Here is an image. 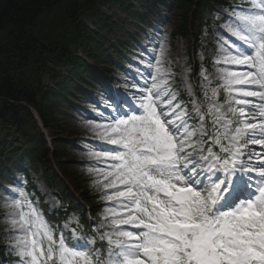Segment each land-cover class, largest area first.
Listing matches in <instances>:
<instances>
[{"label":"snow or ice","instance_id":"snow-or-ice-1","mask_svg":"<svg viewBox=\"0 0 264 264\" xmlns=\"http://www.w3.org/2000/svg\"><path fill=\"white\" fill-rule=\"evenodd\" d=\"M226 11L217 75L200 74L206 105L177 99L155 29L140 50L147 75L125 74L135 91L106 89L82 115L103 142L87 149L108 202L94 235L74 214L52 225L19 184L5 189L15 264H264V0Z\"/></svg>","mask_w":264,"mask_h":264},{"label":"trees","instance_id":"trees-1","mask_svg":"<svg viewBox=\"0 0 264 264\" xmlns=\"http://www.w3.org/2000/svg\"><path fill=\"white\" fill-rule=\"evenodd\" d=\"M126 1L0 0V169L5 170L13 156L23 167L20 172L28 178V169L33 163L46 166L53 154L63 176L82 192L93 208L98 207L100 193L94 182L61 163L67 157L69 146L54 140L50 148L33 112L52 136L62 132L57 119L60 105L54 99L62 89L68 94L72 87L58 83V68H72V81L83 75L88 64L78 56L79 49L89 59H96L104 52L102 36L90 33L84 17L97 20L101 31H112L118 26L100 12L99 5L108 2L124 7ZM178 1L184 14L183 30L193 13L194 0ZM202 1L206 5V0ZM114 54L120 61L124 60L117 51ZM45 75L54 87L44 83ZM0 180H5L2 173ZM17 184L21 186L22 183ZM22 188L31 194L34 203L44 208L32 184ZM69 208L64 214L49 211L43 214L52 225L74 214L79 219L81 231L88 232L80 211L73 205ZM5 245L6 241L0 237V264H15L17 257L12 251L8 252Z\"/></svg>","mask_w":264,"mask_h":264},{"label":"rangeland","instance_id":"rangeland-1","mask_svg":"<svg viewBox=\"0 0 264 264\" xmlns=\"http://www.w3.org/2000/svg\"><path fill=\"white\" fill-rule=\"evenodd\" d=\"M128 6H132L134 10L133 14L126 11ZM100 10L119 25V28L113 30L111 33H103L106 37L104 41L107 44L106 48L108 49L111 45H124L125 52L123 55L127 58L126 64H120L115 57H111V54L106 53L105 56L98 55L96 63L89 60L93 67V71L96 74L103 75L104 79H106V84L110 85V89L120 92L127 91L128 93L135 91V89L130 87L127 89L125 88L124 82L127 79L125 74L128 76H135L139 70L147 75V69L144 67L140 58L141 46H147L146 34H148V36H155L156 32L154 30L159 29L162 33L161 40L165 47L164 64L171 69V86L176 92L177 99L181 101L182 106L187 107L189 112L192 111L191 101L193 98H199V100L206 105L207 101H205L203 97L202 84L207 82L203 80L200 74L203 68L210 76L217 75V66L214 65V59L218 49L216 42L217 28L215 27V23L219 28L221 27L220 21L222 18L220 16L211 17L206 14V19L211 20L212 28H202V36H200V42L197 44L200 49L192 55V38L175 36L176 29L183 23V15L177 0H165L164 3L159 2V0H128V4L124 7L103 4L100 6ZM218 12H224L226 15L228 14L226 9L220 8ZM134 16H139V20ZM87 24L92 32L99 29L92 21L87 20ZM130 38L132 39L130 40ZM157 55H159V52H157ZM147 58V53H145L144 59ZM193 61L199 64L204 63L203 67L196 75H194L192 70ZM104 71L107 72L108 75H104ZM69 72H71V70H69ZM69 72H61L60 81L70 83L68 78ZM84 79L83 83L86 87L84 86L79 89L78 82L73 84L75 87L72 91L73 102L75 104L73 107L64 106L63 101L59 100V104L61 105L57 109V119L59 125L62 127V132H60L59 135H61L62 138H66L65 140L73 145V148H71L67 154L68 166L77 173H81L95 180L97 174L89 172L87 165L89 163H96V161L88 155L87 149L91 144L103 145V142L92 133L87 123L82 122L81 117L82 115H87L89 117L95 115L93 106L100 99L102 92H100L98 81L92 74L86 75ZM43 81L50 85V80L46 76L43 78ZM142 82L143 81H141V83ZM219 83V80L214 79L212 81L213 86H217ZM224 98L225 93L221 88L219 90L218 99L223 102ZM186 99L188 101H186ZM104 146L113 147L111 145ZM249 147L259 148L257 145H249ZM19 170V167L13 168L11 177L20 180V174L17 172ZM28 181L35 185L45 203L51 209L60 206L55 199V190L48 186L44 178L41 165L35 164L32 166L29 170ZM64 182L68 183V181ZM8 188L12 189L11 187ZM100 191L103 190L100 189ZM3 193L4 190L1 189L0 195H3ZM104 202L106 204L108 203L107 201ZM10 212L11 209H9L3 201H0V233L4 235L8 243L10 240V224L7 220L2 218ZM94 218L96 224L99 223L102 218L101 213ZM6 247L11 250L8 244Z\"/></svg>","mask_w":264,"mask_h":264}]
</instances>
